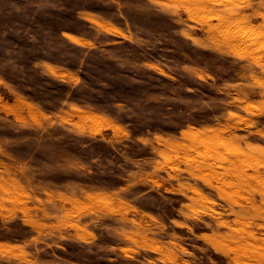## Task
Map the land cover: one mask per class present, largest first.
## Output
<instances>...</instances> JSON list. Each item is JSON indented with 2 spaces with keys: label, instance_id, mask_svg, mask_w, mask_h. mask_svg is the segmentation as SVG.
Wrapping results in <instances>:
<instances>
[{
  "label": "rangeland",
  "instance_id": "obj_1",
  "mask_svg": "<svg viewBox=\"0 0 264 264\" xmlns=\"http://www.w3.org/2000/svg\"><path fill=\"white\" fill-rule=\"evenodd\" d=\"M0 264H264V0H0Z\"/></svg>",
  "mask_w": 264,
  "mask_h": 264
}]
</instances>
